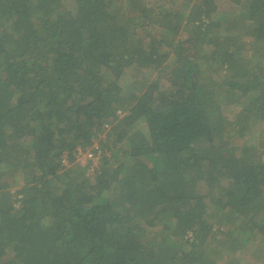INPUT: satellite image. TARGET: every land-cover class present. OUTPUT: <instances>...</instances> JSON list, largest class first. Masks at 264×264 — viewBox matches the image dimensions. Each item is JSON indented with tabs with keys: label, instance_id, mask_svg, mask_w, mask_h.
<instances>
[{
	"label": "trees",
	"instance_id": "trees-1",
	"mask_svg": "<svg viewBox=\"0 0 264 264\" xmlns=\"http://www.w3.org/2000/svg\"><path fill=\"white\" fill-rule=\"evenodd\" d=\"M0 264H264V0H0Z\"/></svg>",
	"mask_w": 264,
	"mask_h": 264
},
{
	"label": "built area",
	"instance_id": "built-area-1",
	"mask_svg": "<svg viewBox=\"0 0 264 264\" xmlns=\"http://www.w3.org/2000/svg\"><path fill=\"white\" fill-rule=\"evenodd\" d=\"M106 136V132L99 135L97 140H94L92 144L86 147L78 146L73 151L74 163H78L83 167H87L88 172H98L101 168L103 157V151L99 139H103ZM61 165L68 167L70 165V159L67 153L61 155Z\"/></svg>",
	"mask_w": 264,
	"mask_h": 264
},
{
	"label": "rangeland",
	"instance_id": "rangeland-1",
	"mask_svg": "<svg viewBox=\"0 0 264 264\" xmlns=\"http://www.w3.org/2000/svg\"><path fill=\"white\" fill-rule=\"evenodd\" d=\"M222 8H223V7H222ZM142 74H143V73H139V72H137V78H141V77H142ZM152 75H154V72H152ZM106 134H107V133H106ZM106 138H107V137L103 138L102 140L104 141ZM78 166H79V167H82V168L85 169V171H86V175H89V174H90V173L87 171V170H89L87 167L85 168V167L81 166L80 164H78ZM246 257H248V258H246ZM246 257H245V259H246L247 261H252V258H251L250 255H247Z\"/></svg>",
	"mask_w": 264,
	"mask_h": 264
}]
</instances>
